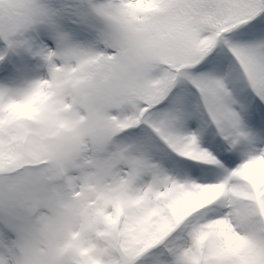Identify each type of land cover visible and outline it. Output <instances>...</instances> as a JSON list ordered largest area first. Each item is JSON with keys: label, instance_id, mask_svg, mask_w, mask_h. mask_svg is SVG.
Segmentation results:
<instances>
[{"label": "snow or ice", "instance_id": "1", "mask_svg": "<svg viewBox=\"0 0 264 264\" xmlns=\"http://www.w3.org/2000/svg\"><path fill=\"white\" fill-rule=\"evenodd\" d=\"M0 264H264V0H0Z\"/></svg>", "mask_w": 264, "mask_h": 264}]
</instances>
